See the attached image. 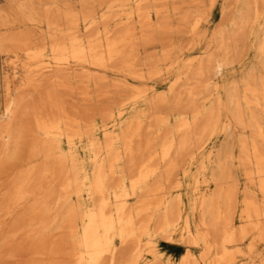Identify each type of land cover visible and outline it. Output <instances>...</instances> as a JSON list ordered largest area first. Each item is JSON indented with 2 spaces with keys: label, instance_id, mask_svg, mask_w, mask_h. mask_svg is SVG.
I'll return each instance as SVG.
<instances>
[{
  "label": "bare ground",
  "instance_id": "1",
  "mask_svg": "<svg viewBox=\"0 0 264 264\" xmlns=\"http://www.w3.org/2000/svg\"><path fill=\"white\" fill-rule=\"evenodd\" d=\"M10 1L0 217L28 210L9 230L36 236L27 264H264V0H225L210 35L217 0ZM254 27L263 73L222 84Z\"/></svg>",
  "mask_w": 264,
  "mask_h": 264
},
{
  "label": "rangeland",
  "instance_id": "2",
  "mask_svg": "<svg viewBox=\"0 0 264 264\" xmlns=\"http://www.w3.org/2000/svg\"><path fill=\"white\" fill-rule=\"evenodd\" d=\"M203 5H207L209 0H202ZM225 0H217L211 15L209 16L208 24L206 27H203L202 30H207L208 35H210L216 25L220 21L221 17V5ZM203 6V7H204ZM14 4L10 0H0V8L3 9H12ZM232 13L229 14L231 16ZM256 32L257 29L254 27L251 34L248 35L247 40H242L239 42V46L246 47V59L245 63L242 65H234L227 70L223 74L220 82L224 85H230L231 82H239L244 76H246L247 70L252 68V72L256 75L263 73V67L260 61L255 57L253 47L256 43ZM205 41H201V45H203ZM10 59L5 55L4 52L0 51V111L5 100V79L8 76H12V68L9 63ZM162 84V82H161ZM167 89L166 84H162L159 86L158 91H165ZM242 134L248 135V132L242 133L240 129L234 131L233 136L229 139V143L232 145L233 150L238 153V139ZM224 136L219 134L217 137H214L211 143L207 146V148L213 147L217 149L224 143ZM81 159L84 162V166L86 168H90L91 165L87 161V156L80 148ZM6 156H0V164L5 162ZM7 168V167H6ZM4 168V169H6ZM196 171V165L192 167V173ZM230 171L234 178V180L238 183L240 191L242 192L245 178L243 174V170L239 167V164L236 161H232L230 164ZM7 172H0V201L2 200V189L10 180V175L6 174ZM9 175V176H8ZM188 189L184 188V193L188 194ZM133 202V200H132ZM28 213L26 208L19 209L16 214L12 216L0 217V264H27L31 259L30 248L32 246V242H35L36 236L29 237L27 233L24 231L18 232L16 235L10 236L9 230L12 228L13 224L22 217L24 214ZM60 224V221H59ZM52 233H56V230H52ZM58 242L62 241H70L69 234L66 229L58 228V235L55 237ZM64 247V245H63ZM66 247V246H65ZM263 246L259 247V250H263ZM158 251L162 252L163 260H170L172 262H177L181 256L186 252V245L175 241L170 245L165 244L164 242H159ZM196 254H199V249H194ZM146 253V252H145ZM37 261V260H35ZM39 261H37L38 263ZM43 264V263H39ZM60 264V261H58Z\"/></svg>",
  "mask_w": 264,
  "mask_h": 264
}]
</instances>
